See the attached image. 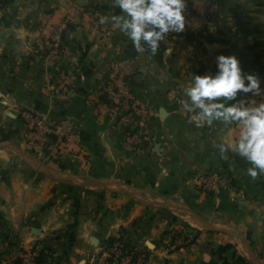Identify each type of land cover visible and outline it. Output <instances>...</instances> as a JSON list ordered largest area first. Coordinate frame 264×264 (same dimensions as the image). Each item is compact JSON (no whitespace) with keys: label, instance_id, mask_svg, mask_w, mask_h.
Here are the masks:
<instances>
[{"label":"crops","instance_id":"obj_1","mask_svg":"<svg viewBox=\"0 0 264 264\" xmlns=\"http://www.w3.org/2000/svg\"><path fill=\"white\" fill-rule=\"evenodd\" d=\"M187 10L184 32L153 54L111 20L121 14L114 0H0V264L18 250L42 264H101L121 231L145 264H264V174L253 179L249 162L220 152L236 124L197 126L182 103L192 75L215 72L219 54H235L264 88V0H187ZM91 14L107 18L94 32ZM65 18L55 65L37 51L38 28ZM119 84L149 115L137 149L127 136L139 117L99 96ZM23 112L78 124L79 148L30 142ZM212 172L229 189L197 186Z\"/></svg>","mask_w":264,"mask_h":264},{"label":"clouds","instance_id":"obj_2","mask_svg":"<svg viewBox=\"0 0 264 264\" xmlns=\"http://www.w3.org/2000/svg\"><path fill=\"white\" fill-rule=\"evenodd\" d=\"M121 10L111 20L124 33L137 52L146 48L153 54L169 33H182L186 27L187 0H114ZM105 17L101 23L106 22ZM216 70L193 74L184 87L183 108L191 114L197 126L221 122L236 124L235 142L219 144L223 154L228 149L249 162L247 174L255 179L264 174V102L250 103L238 99L246 94L264 93L261 79L255 73H246L235 54H219Z\"/></svg>","mask_w":264,"mask_h":264},{"label":"built area","instance_id":"obj_3","mask_svg":"<svg viewBox=\"0 0 264 264\" xmlns=\"http://www.w3.org/2000/svg\"><path fill=\"white\" fill-rule=\"evenodd\" d=\"M190 19V14L186 8V21ZM100 19L97 14H91L89 21V31L94 32L100 26ZM70 21L65 18L56 24L47 26L46 28H38L42 31L40 38L37 41V51L43 54V57L50 63L57 65L65 53V46L62 41L63 33L67 31ZM63 92L72 90V86L62 84ZM99 96L104 97L109 107H121L124 112L128 114H135L139 117L136 125L131 128L130 134L127 136L128 145L137 149L143 142V131L145 122L148 120L149 115L144 109H139L136 105L133 95L122 84L110 85L103 90ZM246 99L248 102L256 104L264 102V93L257 96L247 94ZM21 116L24 120L27 130V140L34 142L40 139L52 138L53 150L59 151L68 149L70 147L79 148L81 144V128L78 124L73 122L64 124L62 126H55L46 121L45 117L34 116L32 114L23 112ZM197 186L205 192H219L227 190L230 187V180L223 177L219 173L212 172L198 176L195 179ZM119 245L115 243L112 248L104 249V260L101 264H145L143 255H139L132 260L130 255L121 256ZM35 255L31 252H22L18 250L15 255V260H19L20 264H34ZM110 260V262H108ZM98 264V263H97ZM100 264V263H99ZM245 264V263H239Z\"/></svg>","mask_w":264,"mask_h":264},{"label":"trees","instance_id":"obj_4","mask_svg":"<svg viewBox=\"0 0 264 264\" xmlns=\"http://www.w3.org/2000/svg\"><path fill=\"white\" fill-rule=\"evenodd\" d=\"M247 101V99H246ZM117 243L119 245V252L121 254V256H124V255H130L132 260L134 261V259L136 257H138L139 255H143L144 257V260H145V263H146V259H147V255L146 253L140 251V250H136L134 247H132L130 245V243L124 238V235L121 232H119V234L114 237V238H110L106 241V249H110L112 248V246ZM34 261V264H42L43 260H42V255L39 254V255H36L33 259ZM108 262H110V260H108ZM12 264H20V261L19 260H15ZM130 264H134L133 262H130ZM239 264V263H237Z\"/></svg>","mask_w":264,"mask_h":264}]
</instances>
